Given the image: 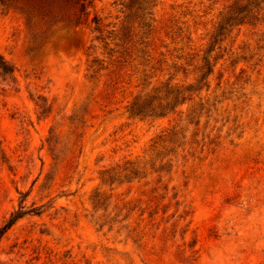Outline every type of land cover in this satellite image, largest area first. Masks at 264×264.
<instances>
[{
  "label": "rangeland",
  "instance_id": "obj_1",
  "mask_svg": "<svg viewBox=\"0 0 264 264\" xmlns=\"http://www.w3.org/2000/svg\"><path fill=\"white\" fill-rule=\"evenodd\" d=\"M89 1L0 3V264H264V0Z\"/></svg>",
  "mask_w": 264,
  "mask_h": 264
},
{
  "label": "trees",
  "instance_id": "obj_2",
  "mask_svg": "<svg viewBox=\"0 0 264 264\" xmlns=\"http://www.w3.org/2000/svg\"><path fill=\"white\" fill-rule=\"evenodd\" d=\"M146 1L148 0H130V4L128 7V9L135 8V12L139 13L137 14V18L139 19L140 21L139 24H141L142 27L148 26L145 19L147 15H150V13L147 12V10L150 9L149 2ZM3 2L4 0H0V3ZM75 2L79 4L80 7L79 10L81 13H83L85 11L86 6L90 4L89 0H75ZM246 6L244 7L243 10H241L242 7L237 8V11H234L235 9H231L228 12V14H226L219 22L214 38L221 35L223 31H226L227 27L244 24L247 17L250 16L249 14H241L242 11H246ZM251 17L254 16L251 15ZM78 20H80V18H78ZM203 69H206L205 75H208L212 72V66L205 59H204ZM13 75H14V67L0 55V84L6 83L8 81L13 82L14 81ZM179 98L181 100L180 103H183L185 97H183V95H180V93H177L174 96H172L171 103H165V105L163 106L160 103V101L156 105H152V101L151 99H149V97L136 96L133 99V101L129 104V108H128L129 117L144 119L153 116L154 117L165 116L166 114H168L167 111L169 109L173 110L176 104L179 103ZM16 218H18V214L16 215V217L10 218L0 228V238L2 234L5 233L6 230H8L12 226Z\"/></svg>",
  "mask_w": 264,
  "mask_h": 264
}]
</instances>
